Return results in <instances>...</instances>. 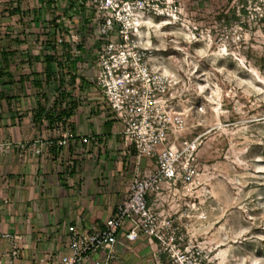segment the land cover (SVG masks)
Here are the masks:
<instances>
[{"label":"rangeland","instance_id":"1","mask_svg":"<svg viewBox=\"0 0 264 264\" xmlns=\"http://www.w3.org/2000/svg\"><path fill=\"white\" fill-rule=\"evenodd\" d=\"M150 1L164 15L148 14L140 37L154 67L180 82L177 109L188 112L183 137L200 142L197 174L153 205L174 220L177 246L165 253L158 240L121 238L110 264H171L172 253L196 264H264V0ZM17 8L29 32L42 27L61 50L65 42L82 45L96 60L106 13L93 0H0V47L7 35L17 38L4 28L20 24ZM67 122L53 130L64 139ZM31 138L0 142V158L8 153L13 164L35 168L43 150Z\"/></svg>","mask_w":264,"mask_h":264},{"label":"crops","instance_id":"2","mask_svg":"<svg viewBox=\"0 0 264 264\" xmlns=\"http://www.w3.org/2000/svg\"><path fill=\"white\" fill-rule=\"evenodd\" d=\"M16 11L20 24L12 21L4 28L7 34L14 29L17 38L7 35L0 47V142L33 136L43 153L35 168L24 160L13 164L8 153L0 158L5 163L0 168V264H39L46 255L66 250L70 226L89 231L104 226L124 200L135 165L123 126L96 85L95 58H86L82 45L61 50L56 35L47 40L50 33L44 35L42 27L29 32L24 12ZM72 102L77 106L66 124L70 135L61 145L64 136L53 132L57 122L38 121L36 114L40 106L57 112ZM129 227L122 229L117 255ZM15 236L19 257L3 258L13 250ZM102 257L91 256L84 264Z\"/></svg>","mask_w":264,"mask_h":264},{"label":"built area","instance_id":"3","mask_svg":"<svg viewBox=\"0 0 264 264\" xmlns=\"http://www.w3.org/2000/svg\"><path fill=\"white\" fill-rule=\"evenodd\" d=\"M93 3L106 13L100 28L104 39L95 53L96 85L123 126L125 145L133 154V177L124 200L102 228L89 231L70 226L66 250L46 255L39 264H84L100 253L104 257L96 259L95 264H110L117 257L116 247L127 223V240L146 236L151 242L160 241L166 253L181 237L176 234L174 220L157 214L153 205L164 190L172 191L197 174L200 142L183 137L188 112L177 109L182 103L175 94L180 82L154 67L152 50L140 37L144 18L148 14L163 16L164 12L150 0ZM58 41L63 43L64 39L58 37ZM65 143V139L60 141L61 145ZM18 239L15 236L13 250L2 253L3 258L19 257ZM175 255L171 264H196L188 261L185 253L171 256Z\"/></svg>","mask_w":264,"mask_h":264},{"label":"trees","instance_id":"4","mask_svg":"<svg viewBox=\"0 0 264 264\" xmlns=\"http://www.w3.org/2000/svg\"><path fill=\"white\" fill-rule=\"evenodd\" d=\"M66 45L68 46L69 44L65 42V46ZM78 48L82 49V46L78 45ZM61 86H62V82H61ZM76 106L77 105L74 102H72L70 105L63 106L57 112H51L50 110L47 111L45 108L40 106L36 114V119L40 121L43 118H47L51 124H54L58 120L69 119L74 114Z\"/></svg>","mask_w":264,"mask_h":264},{"label":"bare ground","instance_id":"5","mask_svg":"<svg viewBox=\"0 0 264 264\" xmlns=\"http://www.w3.org/2000/svg\"><path fill=\"white\" fill-rule=\"evenodd\" d=\"M157 26H159V27H160L161 25H159V24H158ZM225 262H226V261H225V259H224V260H223V262H222V264H225Z\"/></svg>","mask_w":264,"mask_h":264}]
</instances>
